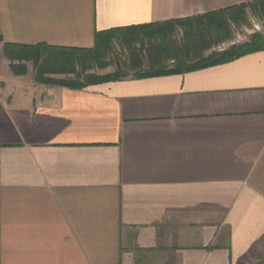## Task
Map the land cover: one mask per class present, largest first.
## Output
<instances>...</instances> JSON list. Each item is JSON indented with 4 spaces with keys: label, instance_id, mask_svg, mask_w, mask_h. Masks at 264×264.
<instances>
[{
    "label": "crops",
    "instance_id": "obj_1",
    "mask_svg": "<svg viewBox=\"0 0 264 264\" xmlns=\"http://www.w3.org/2000/svg\"><path fill=\"white\" fill-rule=\"evenodd\" d=\"M254 0H0L1 46ZM264 51L83 89L0 85V264H263Z\"/></svg>",
    "mask_w": 264,
    "mask_h": 264
},
{
    "label": "trees",
    "instance_id": "obj_2",
    "mask_svg": "<svg viewBox=\"0 0 264 264\" xmlns=\"http://www.w3.org/2000/svg\"><path fill=\"white\" fill-rule=\"evenodd\" d=\"M248 8L264 9V0L190 18L100 32L95 36L92 49L6 44L3 54L11 62L18 63L17 66L31 62L37 83L71 89L130 78L184 74L264 51V38L258 35L223 52L213 50L231 38V22ZM117 48L125 54L117 58L116 71L105 76L86 74L95 67L109 66L108 60L112 64ZM56 75L66 78H52Z\"/></svg>",
    "mask_w": 264,
    "mask_h": 264
},
{
    "label": "rangeland",
    "instance_id": "obj_3",
    "mask_svg": "<svg viewBox=\"0 0 264 264\" xmlns=\"http://www.w3.org/2000/svg\"><path fill=\"white\" fill-rule=\"evenodd\" d=\"M231 38L226 42L216 46L213 50L223 52L235 45H241L251 40L253 36H261L264 38V9L261 8H248L243 14H240L230 24ZM3 47L0 45V85L10 83L21 84H35V71L31 62L25 65L17 66L18 63H13L8 60L3 54ZM117 54L113 55V63L108 60L109 66L104 68L95 67L89 70L86 74L108 75L116 71L119 61L117 58H122L125 53H121L117 48ZM13 63V64H12ZM20 73V74H17ZM82 75V79H83ZM56 80L65 79L66 76L56 75L52 76ZM73 78V77H71ZM264 264V263H263Z\"/></svg>",
    "mask_w": 264,
    "mask_h": 264
}]
</instances>
